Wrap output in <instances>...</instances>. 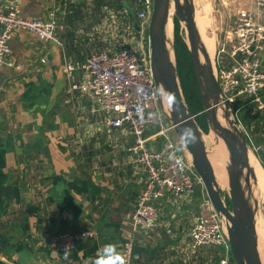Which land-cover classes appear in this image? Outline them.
<instances>
[{"label": "crops", "instance_id": "crops-1", "mask_svg": "<svg viewBox=\"0 0 264 264\" xmlns=\"http://www.w3.org/2000/svg\"><path fill=\"white\" fill-rule=\"evenodd\" d=\"M78 1L0 0V8L15 4L26 20L55 16L60 44L15 33L10 58L22 68L0 69V174L13 192L0 219V261L5 264H94L106 244L121 256L131 238V214L146 180L129 151L133 138L127 130L103 124L91 93L72 89L86 75H66L62 65L123 46L145 49L147 40L121 45L114 33L94 39L81 24L86 19ZM101 25L91 29L99 31ZM152 133L148 130L147 136ZM193 196H165L156 202L159 223L133 236L131 264H220L221 249L189 247L200 188ZM84 230L93 231L95 238L73 251L58 253L47 246L52 233ZM229 262L233 264L231 255Z\"/></svg>", "mask_w": 264, "mask_h": 264}, {"label": "built area", "instance_id": "built-area-1", "mask_svg": "<svg viewBox=\"0 0 264 264\" xmlns=\"http://www.w3.org/2000/svg\"><path fill=\"white\" fill-rule=\"evenodd\" d=\"M245 1L251 7H245L236 14L231 30L226 32L224 38L216 40L213 55L219 105L229 112L235 122L234 114L237 115L238 110L249 103L264 115V0ZM134 4L141 5L136 15L140 22L139 29L147 30L153 0H135ZM57 28L58 23L53 15L48 19L26 20L19 16L15 4L0 8V69L22 68L10 58V40L15 33L28 32L40 42L60 45ZM77 71L83 72L86 79L72 89L91 93L95 111L103 117L106 127L130 133L133 143L129 151L146 172L145 184L131 214V238L125 242L121 253L124 264H131L132 261L133 236L158 225L160 213L156 202L165 196H192L197 188H200L201 194L194 222L188 232L189 247L192 251L203 247L219 248L222 253L220 264H230V247L224 222L207 199L189 155L185 154L184 147L180 148L181 142H174L168 135L173 129L157 104L148 39L145 49L139 46L137 51L133 47L123 46L62 65V72L66 75ZM239 103L241 107L235 109L234 106ZM236 123L240 128L238 121ZM150 129L153 133L148 137ZM252 149L257 152L260 147ZM173 155L183 161L182 171L170 159ZM95 236L90 230L52 233L47 237V246L58 253H66Z\"/></svg>", "mask_w": 264, "mask_h": 264}, {"label": "water", "instance_id": "water-1", "mask_svg": "<svg viewBox=\"0 0 264 264\" xmlns=\"http://www.w3.org/2000/svg\"><path fill=\"white\" fill-rule=\"evenodd\" d=\"M173 18L185 29L186 43L208 132L213 133L227 150L225 173L229 206L226 205L223 192L217 185L203 142L204 133L190 113L180 87L173 51V31L171 37L168 33V26L173 25ZM147 39L157 104L180 142V132L185 127H191L196 134L194 142L181 144L201 179L207 199L224 222L233 264H262L256 233L257 202L254 191L257 190V178L249 164L253 151L235 120L219 105V88L213 69L214 56L211 60L197 30L193 0H153ZM162 94L170 105L168 112L162 107ZM12 193L10 185L5 184L2 187L5 200L10 201Z\"/></svg>", "mask_w": 264, "mask_h": 264}, {"label": "rangeland", "instance_id": "rangeland-1", "mask_svg": "<svg viewBox=\"0 0 264 264\" xmlns=\"http://www.w3.org/2000/svg\"><path fill=\"white\" fill-rule=\"evenodd\" d=\"M108 5L101 8V4L99 0H80L78 4H83L81 7V12L84 19L81 24L84 25V28L88 29L90 32L89 34L93 36V38H101L104 37L106 39L112 38L113 33L116 34V38H119L121 41V45L129 44L131 42L140 45L142 40L146 38V28L143 31L138 29L137 32L132 30V25L134 24L130 21L131 16L128 15L126 11V7L123 8L121 11L118 10L115 6L118 0H107ZM194 8H195V21L196 25L200 20H204L203 22L206 24L205 28H203V32L208 36L210 35L213 38L214 48L216 40L224 38L226 32L231 30L232 22L236 14L243 10L245 7H251L249 3L245 0H193ZM129 4V2H128ZM130 6V5H129ZM89 13V15H87ZM129 20V22H128ZM99 23L101 28L99 31H94L91 29L93 25ZM180 24V23H179ZM171 26V24H170ZM181 30L184 32L185 41L187 42L185 36V29L180 24ZM171 33L173 31V25L170 27ZM86 29H83L84 32ZM206 30V31H205ZM102 35V36H101ZM213 51V55H214ZM213 55L211 56V60H213ZM214 63V60H213ZM264 97V96H263ZM241 107L240 103L234 106L235 109ZM257 114L261 116L263 113L261 110L256 108L253 104H245L244 107L242 106L239 110L237 115L234 114V118L236 122L238 121L241 130L243 131L246 139L248 138V134L252 137L250 140V144H253L254 138L257 134L254 132V128L250 127V131L248 132V126L246 125L247 122L252 121L251 117H256ZM166 120V119H165ZM167 122V120H166ZM169 137H173L175 141H179L176 137L175 133L169 132ZM209 137L210 140L207 141L205 144L207 151L211 149V151L220 152L219 145L214 142L213 139H216L215 135L211 132L207 134L204 133L203 137ZM249 139V138H248ZM184 146L180 145L182 149ZM252 149L253 147L250 146ZM253 150V149H252ZM261 150V147H260ZM186 152V151H185ZM254 154V151L252 152ZM187 154V153H185ZM255 155V154H254ZM224 190V189H223ZM222 196L225 201L227 190L222 191ZM201 194V193H200ZM194 195V194H193ZM192 195V196H193ZM254 198L257 202V217L261 216L262 221L264 220V203L261 199L260 192L258 190L254 191ZM196 199L197 196H193V201L196 206ZM195 206L193 209L195 211ZM259 215V216H258ZM188 226V224L186 225ZM260 255H262L260 253ZM264 257V252L263 255Z\"/></svg>", "mask_w": 264, "mask_h": 264}, {"label": "trees", "instance_id": "trees-1", "mask_svg": "<svg viewBox=\"0 0 264 264\" xmlns=\"http://www.w3.org/2000/svg\"><path fill=\"white\" fill-rule=\"evenodd\" d=\"M135 0H118L116 4V8L118 10L126 9L129 16H131L130 21L134 24L132 25V30L135 31L136 27L139 28L140 22L136 19V15L141 9V5L134 4ZM102 0H99L101 4ZM129 2V4H128ZM105 5H108V2H105ZM130 5V6H129ZM129 22V20H128ZM136 32V31H135ZM146 40H147V30H146ZM173 51L175 56V63L177 69V75L180 82V87L183 93V97L185 103L190 111V113L194 116L195 121L201 131L205 134L208 133V125L203 114L202 104L199 97L196 80L194 78V73L190 60V53L188 50L187 43L185 41L184 32L181 30L180 24L176 18H173ZM241 105V103H240ZM252 121L247 122V126L253 125L254 132L257 134L254 138L253 144H250V140H248L249 146L255 148L262 146L263 149L254 152L255 158L259 161L261 167L264 169V115L257 114L256 117H251ZM248 130V129H247ZM7 177L6 175L0 174V219L5 214L7 210V201L3 198L2 195V187L6 184ZM226 205L229 206V200L225 199ZM0 264H5L0 261Z\"/></svg>", "mask_w": 264, "mask_h": 264}, {"label": "bare ground", "instance_id": "bare-ground-1", "mask_svg": "<svg viewBox=\"0 0 264 264\" xmlns=\"http://www.w3.org/2000/svg\"><path fill=\"white\" fill-rule=\"evenodd\" d=\"M172 13H174L172 11ZM204 20H200L197 26V30L199 32V35L201 37V40L204 44L205 49L209 53L210 56L213 55L214 51V43L213 38L210 35H206L203 32V28H205L206 24L203 22ZM170 24L168 26V33L171 37V28ZM206 31V30H205ZM162 102H163V109L168 112L170 110V105L168 103V100L165 98V96L162 94ZM222 123V122H221ZM223 124V123H222ZM224 125V124H223ZM210 140L209 137H203L204 144L207 143V141ZM216 144H218L220 152L211 151V149H208V157L211 162V166L214 171L215 179L217 182V185L219 188L224 191L227 190V176L225 173V164L227 162L228 154L227 150L224 146V144L217 139H213ZM187 155V154H186ZM190 157V156H189ZM249 164L254 169L255 175L257 178V190L260 192L261 199L264 203V169L261 167L259 161L253 154L249 157ZM224 189V190H223ZM259 216V215H258ZM256 233H257V241H258V250L259 254L261 253L263 255L264 252V220L262 221L261 216L257 217V223H256ZM261 256L262 264H264V257Z\"/></svg>", "mask_w": 264, "mask_h": 264}, {"label": "clouds", "instance_id": "clouds-1", "mask_svg": "<svg viewBox=\"0 0 264 264\" xmlns=\"http://www.w3.org/2000/svg\"><path fill=\"white\" fill-rule=\"evenodd\" d=\"M180 136L183 144H190L196 139V134L191 127H185L182 129ZM170 159L175 162V165L179 170H183V161L179 157L173 155L170 156ZM94 264H124V261L114 245L106 244L98 253Z\"/></svg>", "mask_w": 264, "mask_h": 264}]
</instances>
